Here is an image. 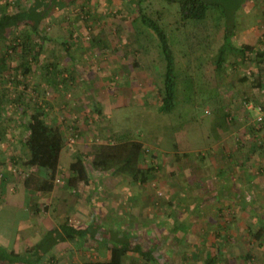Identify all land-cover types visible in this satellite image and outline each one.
Wrapping results in <instances>:
<instances>
[{
  "label": "trees",
  "instance_id": "1",
  "mask_svg": "<svg viewBox=\"0 0 264 264\" xmlns=\"http://www.w3.org/2000/svg\"><path fill=\"white\" fill-rule=\"evenodd\" d=\"M79 1L31 0L27 4L26 0H0V85L7 82L14 83L13 95L4 87L0 91V123L2 120H5L6 123L10 121L5 115L6 101L14 102V105L20 107L16 115L20 119L25 133L23 139L18 140L21 145L17 143L16 152L13 150L17 154L13 155V166L20 165L34 169L27 173H17L20 175L24 188L34 194L52 192L56 187L58 177H61L65 186L70 189L77 188L82 183H88L90 167L99 171L113 170L123 174L133 186L138 183L148 184L149 181L155 180L156 174L159 173L156 162L153 160L156 157L154 151L141 138L135 137L131 128H125L112 131L104 141L91 143L86 146V149L78 150L68 165L67 173L60 175L61 152L67 144L68 133L75 139L78 137V140L83 136V130L78 125L76 126V121L64 126L56 119L50 121L51 101H45L44 98L41 102L34 101L31 104L28 102L30 95L27 94L26 88L28 87V77L37 71L47 86L52 87L56 92L65 87L62 84L76 79L75 72L77 71H74L75 69L68 71L67 68L61 66L59 60L54 58L53 61H48L45 59L47 42L52 38L48 36L47 31L42 30L41 26L49 14H52L58 2L64 9L65 4L66 7H69ZM121 1L125 2L127 9L132 14H135L131 24L137 45L147 55L149 61H152V58L155 59V56L150 57L152 50L156 51L157 63L155 64L159 63L160 65V67L157 65V69H155L159 82L156 94L162 111L172 112L180 104L184 106L192 98L196 102L197 96L208 97L220 105L216 107L222 111V116L219 114V126L222 124V126L228 127L229 125L228 128H230H227L225 134L233 128L234 122H236L238 113L233 112V108L243 111L247 109V105L251 104L252 109L256 110L258 115L257 108L264 107V96L261 97V103L258 102L256 96V91L264 94V35L257 39L254 38L253 42L235 43L233 32L238 21L232 17V11L240 8V0H158L157 8H152L155 0ZM255 1V3H264L263 0ZM91 3V0H84L81 9H79L81 13L73 15L72 19L77 21L84 18L85 21V18L89 17ZM214 10H221L222 16ZM121 11L120 9L118 12ZM223 11L231 19L225 18V22L221 23L220 20L224 16ZM214 15L216 22L211 26L209 19ZM117 19L122 22L124 17L120 16ZM169 29L181 41L179 43L180 53H183L185 57L190 55L188 65L192 64L196 67L194 72L188 73L189 77L185 79L187 80L186 84L180 82L184 77L180 78L177 73L178 52L170 41ZM219 33H221V39L215 41L216 44L213 46L211 44L213 35ZM70 34L73 35V32ZM97 41L98 39L95 38L94 42ZM91 45L94 44L91 43ZM71 46L70 42L63 43V47L69 52V55ZM187 47L188 54L186 53ZM103 48V52H107L108 47L106 48L104 45ZM73 57L72 55L71 59ZM14 58L19 59V62L12 65L11 62ZM247 63L253 65L254 71L249 74H246L245 71L241 74L231 73L232 69L238 71ZM159 76H162V79H159ZM237 82L242 86V90L236 89L237 91L231 99L224 100L223 94L235 88ZM20 84H24V86L19 88ZM47 86L45 88H48ZM180 87L182 91L179 90ZM218 88L220 91L222 88L224 89L222 94L217 91ZM248 88L251 91H247ZM97 109L100 110L99 107ZM257 115L250 124L252 130L262 132L264 131V119L258 120ZM244 133L243 131L242 139L238 141L235 150L230 151L232 157L239 158L242 154H246L248 157L251 151L260 152L263 148L257 136H253V140L246 141ZM6 161L8 160H3L0 163L3 169L2 175H4L0 177L3 182L2 187H4L6 179L9 178V173L4 170ZM245 162L242 161L241 166H246ZM246 168L250 167L246 166ZM260 168L264 170V165ZM13 212L12 214H14ZM94 224L77 227L70 222L61 223L59 238L55 232L48 233L37 245L28 247L23 254L8 250L0 245V264H41L45 262L46 248L51 245V242L56 240L58 242V239L87 242L89 237L95 236L94 231L97 225ZM218 232L214 237L209 235L210 253L205 257L204 264H220L218 257L223 254H213L214 248L220 247L218 244H222V236L226 239L228 236L226 233ZM9 233L5 234L9 235ZM263 237L264 223H261L257 231L253 233V238L262 244ZM228 241L224 243L227 244ZM107 243L110 244L109 259H92L85 261L84 264H126L125 259L130 252L140 253L144 256V258L142 257L144 261L159 262L164 257L154 249L143 251L142 246L133 244L130 238L114 237L108 239ZM240 257L245 261H251L254 258L251 249L247 253L240 254Z\"/></svg>",
  "mask_w": 264,
  "mask_h": 264
},
{
  "label": "rangeland",
  "instance_id": "2",
  "mask_svg": "<svg viewBox=\"0 0 264 264\" xmlns=\"http://www.w3.org/2000/svg\"><path fill=\"white\" fill-rule=\"evenodd\" d=\"M29 1L31 0H26L27 4ZM59 1L61 2V0ZM83 1L80 0L69 7H66L65 4L64 9L55 15L54 12L62 7V4L58 2L52 14H49V17L44 20L41 26L42 30L47 31L48 36L52 38V40L47 42L44 54L45 59L48 61H53L54 58L59 60L61 66L67 68L68 71L75 69L74 71H77L75 72L76 79L74 81H67V84H62L65 87L60 88L56 92L52 87L47 86L37 71L28 77V87L26 88L27 94L30 95L28 102L31 104L34 101L41 102L44 98L45 101H51L52 106L49 109L50 121H52L51 119H56L63 126L76 121V126L78 123V127L83 130V136L78 140V137H76L74 142L70 141L71 143H69L71 136L68 133L66 144L68 149L65 152V161L70 157V153L68 152L72 151L74 147L77 148L80 140L91 143L101 142L106 140V137L112 131L131 128L135 137L141 138L146 142V145L154 151L156 156L160 154L161 156H167L166 161L170 163L169 167L173 165L177 172L173 177V182L175 181L178 184L174 185L172 183L173 186H169L166 191H158V188L155 189L156 184H158V187H161L166 181L153 183L151 180L147 184V188L153 191V195L156 198L161 201L173 199L177 202L175 209H170L174 210L172 217L176 220L172 221V223L175 224L176 231L169 235V239L165 240V242L168 241L166 249L173 247L175 251V253L168 254L171 255L170 257L166 256L170 258V262L173 264H190L191 261L189 260L188 262L187 259L191 257L192 246L190 247V245L186 244L185 233H187L188 228L191 226V220H196L193 218V213L200 212L205 208L206 212L208 211L209 217H211L210 219H212L213 225H217L216 221L219 227L222 226L221 228L217 226V230H214L213 225L207 223L205 226L206 229H210L211 236L214 237L211 233L212 230L226 233L228 236L227 239L222 236L221 242H223L222 244H218L221 247L218 248H220L223 254H220L221 256L218 257L220 264H264V242L260 244L259 241L257 242L253 238V231H257L260 223H258V217L264 223V208H253V201L251 202L249 196L250 188L242 187L240 189L242 184L239 180L232 184L225 181L223 190H213L210 192L206 190L202 192L200 190L202 186H197L196 183H205L204 185H206L207 189L217 187V181L214 185L210 182L215 177L211 175L212 172H215V167L209 168L210 176H207L209 173L206 168L204 174L201 176L197 173V169L200 172L202 171L203 165L201 162L191 167L192 160H189L190 167H186L185 165L186 158L189 157L186 156V151L192 149L194 150L193 154L197 153L196 158L201 157L204 149L209 146H216L215 144L219 142L221 136L226 133L229 125L227 124L228 127L222 126V124L219 126V116H222V111L216 108L220 106L218 102L208 97L197 96L196 102L192 98L184 106L180 104L172 112L166 113L162 111L160 109L159 98L156 94L159 82L157 81L158 73L155 69H157V65L160 67L159 63L155 64L157 63V54L155 50H152L150 57L155 56V59L152 58L153 62L150 60V63L147 55L137 45L131 24L135 14H132L127 9L125 2L121 0H91V11L89 17L85 18L86 22L84 18L76 21L72 19L74 18L72 16L80 12L79 9H81ZM239 2L241 6L232 11L234 15L228 10L232 14V17L238 21L234 28V33L239 31L237 29H240V26H246V28L247 26L250 28L253 26V39L262 37L264 35V13H262L264 12V3L259 2L253 5V0H240ZM157 6L158 0H155L152 8H157ZM250 7H252V12L247 13ZM120 9L122 11L118 12ZM214 12L222 16L221 10H214ZM225 13L220 20L221 23L225 22V18L231 19ZM217 14L215 13V15ZM215 15L209 19V25L211 26L216 22ZM120 16L124 17L122 22L117 19ZM70 32H73V35ZM169 37L172 45L178 52L177 73L180 78L184 77L180 82L186 84L187 80L185 79L189 77L188 73L194 72L196 67L192 64L191 66L188 65L190 61V55L187 52L189 51L188 47L186 49L188 56L186 55L185 57L179 50L181 47L179 46V43H181L180 39L170 29ZM95 38L98 39L97 42H94ZM220 39L221 33L214 34L211 44L215 46V41H220ZM66 41L72 44L69 50L71 52L70 55L63 47V43H66ZM91 43L94 45L92 46ZM104 45L106 48L108 47L106 49L107 52L105 51L106 53L103 52ZM110 52L114 54L112 59L109 57ZM71 54L74 56L72 59ZM17 62H19V59L14 58L11 63L15 65ZM154 64L155 66L153 67ZM113 70L116 73H112ZM244 71L246 74L254 71L253 65L247 63L245 67L239 68L238 71L232 69L231 73L241 74ZM159 79H162V76H159ZM200 82L201 80L199 79ZM23 86L24 84H20L19 88ZM46 86L48 88H45ZM2 87L8 89V92L13 95L14 83L7 82L3 85L1 84L0 91ZM236 89L238 91L242 90L239 82H237L235 88L223 94L224 100L231 99L232 95L236 93ZM179 90L182 91V88L180 87ZM221 90L223 91L224 89L222 88ZM217 91L220 94L223 93L220 91V88ZM247 91H251V89L248 88ZM256 96L258 102H260L264 94L263 92L256 91ZM6 106L5 115L10 121L6 123L5 120H2L0 123V150L3 155L11 152L9 143L12 139L14 142H17L23 139L25 133L20 124V119L16 115L20 107H17L16 104L14 105V102L9 101H6ZM95 106H98L100 110L97 109L98 111H96L94 109ZM249 109L252 108L247 107L246 111ZM233 110V112H237L238 114L234 126L232 125L233 130L231 129L228 134L235 130L242 131L241 125H244V120L240 119H243L241 115H245L246 111H239V109L235 110L234 108ZM252 113V118L255 119L257 115L256 111L253 109ZM228 134H225L223 138L227 143L224 150L229 152V148L236 145L235 141L238 142L241 139V135L235 134V141H233L232 137H227ZM18 145H21L20 141ZM80 145L83 144L80 143ZM175 157L177 159H174ZM66 168L64 166L63 168L61 167V176L65 175ZM187 168L195 169H191V174L188 175ZM17 170H19V174L23 172L22 169L17 168ZM225 170L228 171L229 168ZM165 173L169 172L165 170ZM250 173L252 174L253 170ZM193 174L195 175V180L190 183H195V187L197 188H190L188 191V188L183 183H185L186 176L192 177ZM15 176L16 181H18L17 179L21 180L20 175ZM122 176L123 174L118 173L113 176V179H121ZM160 176L157 173L155 179ZM164 176L163 178H165ZM208 177L211 178L209 181H206ZM241 178L244 180L243 175ZM209 182L211 186L207 184ZM109 183L113 184L112 181ZM191 184L189 187L192 186ZM234 189H240V191L235 192L233 191ZM207 198L209 199L207 200ZM196 199L204 200L198 201ZM215 199H219L218 203L213 202ZM203 205L204 207H202ZM216 211H218V214L220 212L222 214L214 218L211 215ZM178 214L179 216L182 214V216L177 217ZM14 221L15 216L12 214V209L6 205L2 206L0 208V234L11 233ZM132 222L137 226H145L141 218H135ZM199 225L198 228H201ZM124 229L126 228L124 227ZM130 232L133 231L130 230ZM146 232L148 235L152 234L153 239H158V233L155 228L149 227L148 230L146 229ZM201 232L200 230V234ZM180 239L184 240V244L179 241ZM226 241H228L227 244L224 243ZM188 242L192 243L190 240ZM249 249L252 250L254 258L251 261H245L244 258L240 257V254L247 253ZM154 250L159 253L158 249L156 250L155 248ZM166 252L168 253L169 251L166 250ZM185 253L188 255L185 256ZM195 254L197 255V252ZM193 262L195 264H202L198 258L194 259Z\"/></svg>",
  "mask_w": 264,
  "mask_h": 264
},
{
  "label": "crops",
  "instance_id": "3",
  "mask_svg": "<svg viewBox=\"0 0 264 264\" xmlns=\"http://www.w3.org/2000/svg\"><path fill=\"white\" fill-rule=\"evenodd\" d=\"M255 2L256 1L253 0V5H255ZM61 11L62 8L54 13L56 15ZM248 11L249 12L247 13L252 12V7H250ZM248 27L249 26H247V28L246 26H240V29H237L239 31L236 33H234L235 31L233 32L235 43L253 42V26L252 28ZM109 55L112 59L114 54L110 52ZM112 73L116 72L113 70ZM97 107L98 106H95V110H97ZM247 107L252 108V105L249 104ZM249 110H245L246 114L241 115L243 119L240 120H244V125H241L242 131L235 130L229 134L227 133V137H232V140L235 141V134L242 135L243 131L245 132L244 139L247 138L246 141H250V139L253 140V136H257L259 142L263 145L260 152L251 151L248 157L246 154L239 156V158L232 157L230 151L235 150L238 142L235 141L236 145L230 147L229 152L224 150L227 145L226 140L223 138L225 136L224 134L221 136L219 142L215 144L216 146H209L204 149L201 157L196 158L195 156L197 153L193 154L194 150L192 149L186 151V156L189 157L186 158L185 165L186 167H190L189 160H192L191 167H194L197 163L201 162L203 165L201 168L202 171L200 172L197 169V173L201 176L204 174L205 168L209 173V168L215 167V172L211 173V175L215 177L213 181L210 182L214 185L217 181V187L213 189L210 187L207 189L206 185H204L205 183H196L197 186H202L200 187L202 192L206 190H208V192L220 189L223 190L225 181L232 184L239 180L242 184L240 189L242 187L250 188L249 196L251 202L253 201V208H264V170H261L260 168L264 165V131L256 132L252 130V125L250 123L253 122V109ZM109 113L113 114L112 112ZM241 139L239 141H241ZM18 142L19 141L14 142L12 139L9 143L11 152L7 153V155H3L0 150V163L3 160H8L4 165V170L9 173V178L4 182V187H2L3 182H1L0 178V208L4 205L9 206L12 211H14L13 215L15 216V221L12 223V232L9 233V235L3 234L2 236V234H0V245L8 248V250H14L17 253L23 254L27 251L28 247H34L37 245L48 233L55 232L59 238V233H61V223L70 222L77 227H85L89 224L91 225L95 223L98 226L96 229L97 226L94 224L96 226L94 231L95 236L93 238L89 237L87 242H72L67 239H58V242L57 240L51 242V245L46 248L45 262L41 264H84L85 261L92 259L107 260L110 256V244L107 243V240L114 237H119L121 239L130 238L133 244H140L143 251L156 248L159 250V254L164 257H170L171 255L168 254L175 253L173 247H171L172 249L169 247H167L169 249H166V243L168 241L165 242V240L169 239V235L176 231L175 224L172 223V221L176 220L172 217L174 210H170L175 209L177 205L175 200L167 199L161 201L153 195V191H150L147 188V184L138 183L133 186L124 176H122L121 179L117 178L114 180L113 176L118 173L113 170L104 172L91 167L89 169V182L82 183L78 185L77 188H67L62 179L61 182H57L56 187L52 192L31 193L24 188L20 179H17L18 181H16L15 175H17L19 171L17 168L20 170L22 169V171L26 173L34 170L33 168L25 166L21 167L20 165L16 167L13 166V155L16 154L15 152L18 148V145L16 146V144ZM79 142L83 145H80L79 143L77 148H71L72 151L68 152L70 153V157L67 161H65L64 156L65 152H67L68 146L65 145L61 152V167H67L66 173L68 165L74 159L77 151L86 149V146L91 143L86 142L85 140H80ZM13 150L15 152H13ZM166 157L167 156H161L160 154L153 158V160L157 162L156 165L159 169V174L161 175L159 178L153 180V183L166 181L161 187H158V184H156L158 191L168 190L169 186H173L172 183L174 185L178 184L177 182L175 183V181L173 182V177L177 174L176 169L173 165L169 167L170 163L166 161ZM247 158L248 160L246 161ZM174 159L177 158L175 157ZM242 161H246V166H249L250 168L241 166ZM228 168V171L225 170ZM191 169L195 168H187L188 175L191 174ZM165 170L169 173H165ZM252 170L253 173L251 174L250 172ZM2 172L3 169L0 165V177L4 176L2 175ZM163 175H165V178H163ZM242 175L244 180L241 178ZM207 176H210V173ZM207 176H205V178H207ZM194 177L195 175L193 174L192 177L186 176L185 178V183L183 184L188 188V191L190 188H197L195 187V183H190L195 180ZM210 178L211 177H208L206 181H209ZM110 181H112L113 184L109 183ZM210 182L207 183L209 186H211ZM190 184L192 185L191 187H189ZM240 189H234L233 191L239 192ZM208 199L209 198H207V200ZM196 200L203 201L204 199ZM218 201L219 199H215L213 202L218 203ZM256 203H258V206ZM202 207H204V205ZM207 212L204 208L200 212L193 213V218L196 220H191V226L188 228L187 233H185L186 244L190 245V247L192 246L191 257L187 259L188 262L189 260L191 261L190 264H195L193 261L196 258L204 264L205 257L210 253L209 235L211 236V234L210 229H206L205 225L207 223L213 225V223ZM220 214L222 213L220 212L218 214V211H216L211 216L215 218ZM181 216L182 214L180 216L179 214L177 215V217ZM135 218L143 219L145 226L134 225L135 223L132 221ZM258 220V223L260 222L259 225L263 223L259 217ZM215 223H217V225H213V229L217 230L219 224L216 221ZM198 225L201 228H198ZM124 227L126 229H124ZM149 227L157 230V240L153 239L152 234L148 235L146 232V229L148 230ZM221 227L222 226L219 228ZM130 230L133 232H130ZM200 230L202 231L201 234ZM217 232L218 231L212 230L211 233L212 235H215ZM188 240L192 243L188 242ZM179 241L184 244L183 239H180ZM262 242H264V237ZM166 250L169 252L167 253ZM196 252L197 255L195 254ZM220 253L221 251L219 248H214L213 254L220 255ZM187 255L188 254L185 253V256ZM142 257L144 258L140 253L130 252L126 257L125 262L126 264H134L135 261L136 264H173L170 262V258L167 257L166 259L163 257V260L160 259L159 262L153 260L144 262Z\"/></svg>",
  "mask_w": 264,
  "mask_h": 264
},
{
  "label": "built area",
  "instance_id": "4",
  "mask_svg": "<svg viewBox=\"0 0 264 264\" xmlns=\"http://www.w3.org/2000/svg\"><path fill=\"white\" fill-rule=\"evenodd\" d=\"M257 111H258L257 119L258 120H263L264 119V107H262V106L261 107H258L257 108ZM75 140H76L75 137L71 136L69 138V143L74 142ZM56 181L57 182H61V178L58 177Z\"/></svg>",
  "mask_w": 264,
  "mask_h": 264
}]
</instances>
